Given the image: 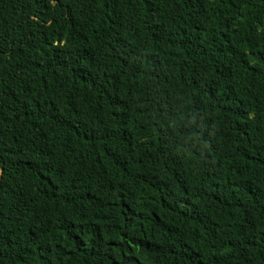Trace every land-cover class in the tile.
I'll use <instances>...</instances> for the list:
<instances>
[{
  "label": "trees",
  "instance_id": "1",
  "mask_svg": "<svg viewBox=\"0 0 264 264\" xmlns=\"http://www.w3.org/2000/svg\"><path fill=\"white\" fill-rule=\"evenodd\" d=\"M0 264H264V0H0Z\"/></svg>",
  "mask_w": 264,
  "mask_h": 264
}]
</instances>
